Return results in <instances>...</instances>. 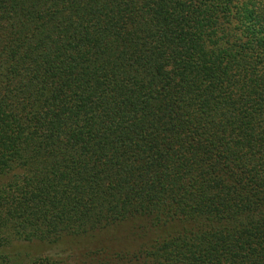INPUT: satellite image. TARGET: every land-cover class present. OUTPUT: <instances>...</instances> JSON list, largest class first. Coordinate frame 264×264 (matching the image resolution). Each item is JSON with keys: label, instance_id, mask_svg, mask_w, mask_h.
Masks as SVG:
<instances>
[{"label": "trees", "instance_id": "obj_1", "mask_svg": "<svg viewBox=\"0 0 264 264\" xmlns=\"http://www.w3.org/2000/svg\"><path fill=\"white\" fill-rule=\"evenodd\" d=\"M0 264H264V0H0Z\"/></svg>", "mask_w": 264, "mask_h": 264}, {"label": "rangeland", "instance_id": "obj_2", "mask_svg": "<svg viewBox=\"0 0 264 264\" xmlns=\"http://www.w3.org/2000/svg\"><path fill=\"white\" fill-rule=\"evenodd\" d=\"M15 253H16V256H18V258H20L24 262H26V260L31 258L33 255H35L34 250H31V249H27L25 251L22 249H19V250L17 249Z\"/></svg>", "mask_w": 264, "mask_h": 264}]
</instances>
